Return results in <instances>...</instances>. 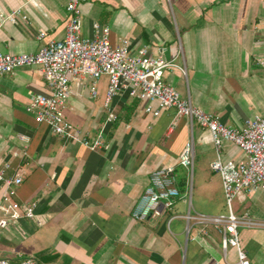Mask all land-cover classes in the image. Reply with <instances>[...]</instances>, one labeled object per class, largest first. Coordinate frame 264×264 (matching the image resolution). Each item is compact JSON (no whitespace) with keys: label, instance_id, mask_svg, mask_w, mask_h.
<instances>
[{"label":"crops","instance_id":"crops-1","mask_svg":"<svg viewBox=\"0 0 264 264\" xmlns=\"http://www.w3.org/2000/svg\"><path fill=\"white\" fill-rule=\"evenodd\" d=\"M65 1L0 0V14L19 9L26 17L0 18V51L34 53L43 42L61 39ZM79 12L82 37L91 38L97 23L109 28L111 45L125 44L132 53L144 47L183 67L184 74L165 69L163 80L225 125L239 128L264 116V0H83ZM87 81L70 82L64 115L88 137L101 133L103 145L94 150L54 136L25 110L29 91L48 92L37 66L0 75V164L20 168L15 199L34 201L46 214L39 225L21 216L0 229V258L13 264L27 256L36 264H234L235 249L223 256L217 229L196 219L226 212L220 177L210 169L216 152L209 131L190 127L173 109L152 116L144 111L148 102L126 88L112 98L115 119L107 122L106 77L99 78L95 97ZM188 140L190 169L178 163ZM220 155L244 157L226 141ZM168 165L179 191L173 205L134 219L150 173ZM232 211L261 224L239 226L238 237L250 263L264 264V190L239 194Z\"/></svg>","mask_w":264,"mask_h":264},{"label":"built area","instance_id":"built-area-1","mask_svg":"<svg viewBox=\"0 0 264 264\" xmlns=\"http://www.w3.org/2000/svg\"><path fill=\"white\" fill-rule=\"evenodd\" d=\"M83 0H66L67 19L64 36L59 40L43 42L34 53L9 54L0 51V75L11 74L19 67L37 66L45 81L47 93L28 92L25 110L36 123L45 124L50 132L67 141H74L88 149L102 147V135L88 137L78 127L70 123L64 115V107L69 95L70 82L84 85L88 80L91 97L97 95V82L105 76L103 106L107 108L106 121L115 119L109 109L112 98L119 90L126 88L128 95L147 101L144 111L157 116L161 110L173 109L178 116L186 117L190 127L198 125L209 131L216 152L210 169L220 177L226 212L215 216H198L201 224L213 225L220 234L222 254L228 247L236 251L234 264H251L240 246L239 226L261 225L247 216H237L232 211V201L241 193L264 190V116H253L239 127L225 125L219 116L206 112L191 103L189 97H183L171 84L163 80V71L177 68L182 74L185 70L173 61L165 60L161 55L153 56L142 47L135 53L124 45L113 46L109 41V28L93 24L91 38L81 36L79 4ZM22 17L19 9L9 14H0L2 20L15 21ZM45 32L38 30L36 39L43 41ZM257 64H263L256 60ZM152 103L156 105L152 107ZM231 142L243 152L238 161L222 160L220 148L223 142ZM193 144L188 140L179 154L178 163L183 167H192ZM22 182L19 166L12 167L9 161L0 164V229L20 218L41 224L46 214L37 212V203H19L16 188ZM179 195L176 187L175 168L159 167L149 175L145 187L132 217L144 220L150 211L156 212L160 206L170 208ZM0 264H13L7 258H0ZM15 264H36L31 257H21Z\"/></svg>","mask_w":264,"mask_h":264},{"label":"rangeland","instance_id":"rangeland-1","mask_svg":"<svg viewBox=\"0 0 264 264\" xmlns=\"http://www.w3.org/2000/svg\"><path fill=\"white\" fill-rule=\"evenodd\" d=\"M187 180H188V185L190 186L193 182V171L192 172L190 170L188 171Z\"/></svg>","mask_w":264,"mask_h":264}]
</instances>
